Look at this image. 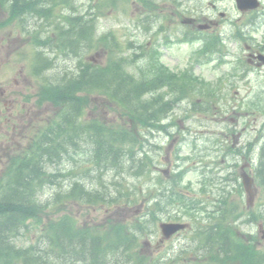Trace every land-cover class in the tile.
Here are the masks:
<instances>
[{"label":"trees","instance_id":"obj_1","mask_svg":"<svg viewBox=\"0 0 264 264\" xmlns=\"http://www.w3.org/2000/svg\"><path fill=\"white\" fill-rule=\"evenodd\" d=\"M76 34L80 36L75 41L78 43L86 37L87 32L79 31ZM103 38L104 36H101L100 41ZM141 75L134 77L115 63L95 68H90L87 64L79 76L68 78L59 85L56 94L65 107L64 124L57 130L59 138H50L47 160L54 164L65 155L71 161L69 172L73 176V153L75 154L78 147L82 152L89 154L87 159L91 163L90 170L82 173L83 176L79 179L71 176V184L66 188L62 186L64 180H58L60 175H65L61 168L48 174L47 182L56 187L54 197L47 201L50 209L48 222L36 237L35 243L25 249L16 248L15 252L8 254L9 259L2 260L5 255L1 252L3 256L0 255V264H264V249L258 246L254 236L252 242L247 241L240 229L243 223L264 217L263 212L254 209L247 213L241 195L240 200H233V191L227 188L224 181L219 182L216 193L218 199L215 201L210 200L212 202L208 203L198 198L200 191L209 190L208 186L213 180L209 172L204 171L201 187L195 191L188 186L187 194L174 191L171 183L159 196L155 193L152 203L148 198L152 185L147 189V193H133L136 181L148 173V168L145 167L147 163L136 157L144 145V134L138 129L141 126L165 128V124H159V121L172 107V104L165 101L158 103L153 95L144 98L147 93L155 90L157 81L153 74L151 76L143 71ZM83 90L86 93L78 92ZM96 91L120 102L117 104L121 111L117 109L120 115L115 123L80 118L89 102L88 93ZM84 128L92 129L93 132L88 134V137L81 133L79 137L82 145L79 143V146L75 144L74 147L75 132L78 134V131L82 132ZM258 159L255 171L264 186V146ZM86 164L88 163L82 164L83 170L88 168ZM110 169L117 173L128 171V174L135 176L134 187L126 190L127 182H107L104 174ZM224 177L229 179L228 175ZM90 182L91 185L88 186ZM43 184L44 180L36 183L34 179V197L29 209V215L38 219V223L41 222V214L46 204L35 197V188ZM211 192L213 193L212 188ZM109 193L112 195L109 196ZM140 196L148 202V209L151 208V211L131 222L118 220L109 224L82 226L78 225L77 218L72 213L51 212L54 211L52 207H63L77 199L96 206H111L121 203L136 204L141 199ZM6 203H10L7 207L10 211L1 210L0 205L1 227L5 226L6 232H13L21 220L19 210L27 209L28 203L22 191ZM170 204H178V207L183 208V211L177 213L180 217L173 219L187 215L190 220L193 232L189 240L171 253L144 251V237L152 232L151 229L154 230L153 221L160 218L158 212H163L166 216L171 215L170 211H165ZM245 215L251 219H244Z\"/></svg>","mask_w":264,"mask_h":264},{"label":"rangeland","instance_id":"obj_2","mask_svg":"<svg viewBox=\"0 0 264 264\" xmlns=\"http://www.w3.org/2000/svg\"><path fill=\"white\" fill-rule=\"evenodd\" d=\"M160 1L162 2L164 0ZM191 1L192 0L186 2V4L188 3L195 8L198 1H196L197 3L195 1ZM72 2L77 7L80 13L86 12L87 9L89 10L91 5L94 6L95 4H97V0H72ZM106 2H111V0L103 1V3ZM202 2L203 11L206 12V15H209V13L213 11L212 8L210 7L208 9L206 6L207 2L204 0ZM198 5L200 6V4ZM229 5H232V3L230 2ZM124 7H126L125 10ZM225 11H228L229 15L234 17H237L238 15L236 11H232L231 9H226ZM140 14L141 3L137 0H130L123 4L117 2L114 5H107L101 8V12H99V15L97 14L94 16V26L97 30L108 31L110 29H113L114 32H117L121 36V38L124 39V44L126 45V48L129 49L126 35L128 34V32H132L134 31V29H136L135 24L137 23ZM135 34L137 35V41L142 42L146 38V35L143 33V31L136 32ZM122 39L120 41H123ZM105 51L106 49H104V47L101 48L100 52L99 49L94 48L93 52L91 53L93 60L95 62H104V57L97 54V52L105 53ZM190 51L191 46L188 45L172 46L169 47V53H162V59L163 61L168 62L172 67H183ZM233 65L234 64H229L228 66L214 68L211 63H206L195 66V72L198 75L207 77L208 79L215 80L217 77H220L222 75L226 77L224 87L220 92L221 97L218 100V104H220L221 107L217 104H214L212 109L207 112L208 115H199V118H194L191 123L187 121L186 124L190 128V134L187 135L188 140L186 142L180 144L179 136L178 140H175L172 147H169L168 144H163L164 148L159 153V159L157 160L159 161L158 166L162 174L163 171H165L166 174H170L171 168H177V166L175 165L179 162L180 168H183L185 172V181H192L193 184H197L202 178L201 167L203 165V161L205 160L206 162L213 165L214 159L216 158V171L217 175L220 177V182L223 180L222 177L225 176L226 172H228V170L226 169V166L228 165L227 163H234L229 168L231 170L237 169L238 174L240 175L241 164L246 162L244 155L241 156L239 154L240 152L235 147L246 145V143L250 139L253 143L256 144L264 141V113L256 108L252 109V115L250 116L247 114V112H249V106L247 104H244L252 101H257L260 105L264 106V93L260 94L259 96L256 95V91H261L258 90V87L264 86L258 85V83L257 85L252 84V77L250 78V80H247V78L244 79L239 76L230 75V71H233ZM93 96L96 97L95 99L93 98L91 104L88 105L90 107L86 108V117H99L104 120L118 121V119L116 118L118 117V114L114 112L112 108H103L100 105L103 102L99 100L101 95L93 94ZM242 104L244 105L241 106ZM254 105L255 107H257V103L252 102L250 108H253L252 106ZM186 107H188L187 104H182V106L177 109V115L183 116L181 112L185 110ZM233 107H238V109L241 108V111H237ZM223 111L225 112V114L223 113ZM181 125L184 130V120H182ZM227 133L229 134V136H226ZM232 133L235 134L232 135ZM159 139L162 142L166 141L163 135H160ZM216 139H221L222 142H232L234 143V147H226L223 151L219 147V144L213 146V143ZM177 146H181V152L179 153L180 157L176 156L175 153V149L177 148ZM186 155L190 156H188L187 158H181L182 156ZM224 155H226V157H224ZM255 156H257V153L255 154ZM235 157H237V159H235ZM236 161H239L240 165H235ZM198 185H196L195 187H198ZM51 190V188H47L44 198L49 196ZM255 190L256 203L254 207H257V209L264 214V186L257 185L256 182ZM214 192L215 193H213L212 197H216L217 189H214ZM210 194L211 192L209 189L205 192H199L197 196L203 198L204 202L209 203L211 202L209 200ZM235 194L236 198H239V196L237 195L238 193L235 192ZM246 198L247 194L244 190V199L246 200ZM70 210L78 216V220H80L81 223L87 222V220L92 223L106 221L105 219L107 218L109 213H111L116 218L127 217L129 220H132V218L134 217V213H136V209L134 210L133 207L127 206L117 208L111 207L110 212L105 211V209L93 206L80 207L78 205L71 207ZM181 211H183V208L181 209ZM185 218H187V216H185ZM43 220H46V215L43 216ZM262 222H264V219H259L257 222H253L250 224H244L242 226V229H244L246 232H252V234H256L261 241V243L258 244L259 247L261 249H264V239L261 237V233L259 231V223ZM31 226L32 231L30 233H27V237L25 235L20 236L18 239H15L16 243L21 246H27L31 242H34L36 235L39 234V231L41 230V226L30 224L29 227L31 228ZM157 231L158 236L156 239L152 241L150 239L152 236L151 234L148 238V245L151 249L154 248L155 244H157L158 240L162 237L160 231L158 229ZM190 235L191 230L182 231L181 233L172 237L166 243H163L164 245H162L161 248L163 249L165 248V246L168 247L170 245L179 246L180 244H185L189 240ZM145 251H149V249Z\"/></svg>","mask_w":264,"mask_h":264},{"label":"flooded vegetation","instance_id":"obj_3","mask_svg":"<svg viewBox=\"0 0 264 264\" xmlns=\"http://www.w3.org/2000/svg\"><path fill=\"white\" fill-rule=\"evenodd\" d=\"M27 13L0 26V151L11 152L27 138L47 102L40 95L42 79L63 71L66 61L56 25L45 21L43 27ZM2 14L9 20L0 4Z\"/></svg>","mask_w":264,"mask_h":264},{"label":"water","instance_id":"obj_4","mask_svg":"<svg viewBox=\"0 0 264 264\" xmlns=\"http://www.w3.org/2000/svg\"><path fill=\"white\" fill-rule=\"evenodd\" d=\"M243 177H244V182L246 185V188L250 194V200H252L253 198V192H252V178L247 174V173H243ZM164 233L169 236L172 232L178 230L179 228H183L185 227V224L183 223H178V222H173V223H162L161 224Z\"/></svg>","mask_w":264,"mask_h":264}]
</instances>
